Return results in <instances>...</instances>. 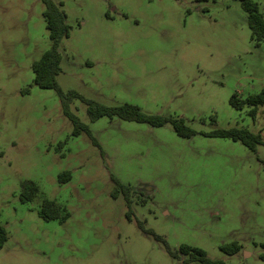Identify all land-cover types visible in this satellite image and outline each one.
<instances>
[{
  "label": "rangeland",
  "instance_id": "1",
  "mask_svg": "<svg viewBox=\"0 0 264 264\" xmlns=\"http://www.w3.org/2000/svg\"><path fill=\"white\" fill-rule=\"evenodd\" d=\"M251 1L264 16V0ZM52 2L69 29L55 76L63 94L180 118L194 134L116 116L91 122L72 98L68 110L91 137L73 134L57 92L32 83V63L51 47L41 0H0V264H182L170 252L180 245L264 264V146L209 135L235 128L264 140V106L253 117L229 104L264 91V41L250 39L241 1ZM24 181L37 186L26 201ZM44 202L57 218L41 217ZM234 241L236 254L220 251Z\"/></svg>",
  "mask_w": 264,
  "mask_h": 264
},
{
  "label": "trees",
  "instance_id": "2",
  "mask_svg": "<svg viewBox=\"0 0 264 264\" xmlns=\"http://www.w3.org/2000/svg\"><path fill=\"white\" fill-rule=\"evenodd\" d=\"M243 10L246 13L247 25L250 31V39L256 44L264 41V16L258 9L255 2L251 0H240ZM44 10L42 12L45 21V27L51 41V47L45 51L40 59L33 62L31 65L33 73V85L41 89H53L57 92L59 101L64 114L69 118L74 125L73 134L77 133V128L84 131L89 137L91 134L88 128L79 123L78 119L68 110V102L72 98H80L87 107V114L91 122L100 117L112 118L114 116L124 120L136 123H145L152 127H161L169 123L174 129L175 133L181 137H190L194 133L183 125V120L180 118H165L158 115L144 114L139 107L131 104H122L115 107L103 106L90 100H86L78 96L75 92H68L63 94L55 82V76L60 71V55L58 52V45L62 38L67 37L69 34L68 26L65 22V15L60 9V5H56L52 0H41ZM231 107L241 110L244 106H249V114L255 116L258 107L264 106V91L249 95L245 99L239 98L236 94H232L229 99ZM212 137L230 139L237 141L249 148L255 150L256 145H263L264 140L257 134H252L246 129H217L210 134ZM93 143L95 141L93 140ZM68 176V173H63ZM124 200L127 206L130 205L131 188L123 186ZM22 189L26 192L21 196V200H29L36 192L37 186L30 181L22 183ZM41 217L45 220L57 218L59 215V208L54 202H44L40 210ZM65 215L63 216V218ZM149 233V232H148ZM157 241H163L159 236L151 234ZM7 239V233L4 227L0 226V248L3 246ZM264 249V243L260 245ZM220 251L227 256L236 254L240 246L237 242L222 244L219 247ZM169 250V249H168ZM170 251V250H169ZM175 257H183L182 264H191L197 262L198 264H224L222 260L210 259L204 250L189 245H180L177 251H170ZM264 259V253L260 255Z\"/></svg>",
  "mask_w": 264,
  "mask_h": 264
}]
</instances>
